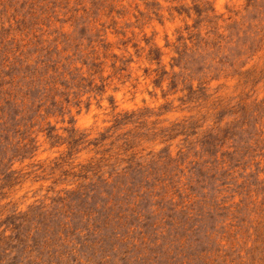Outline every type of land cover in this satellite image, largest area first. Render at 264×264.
Instances as JSON below:
<instances>
[{
	"label": "rangeland",
	"instance_id": "rangeland-1",
	"mask_svg": "<svg viewBox=\"0 0 264 264\" xmlns=\"http://www.w3.org/2000/svg\"><path fill=\"white\" fill-rule=\"evenodd\" d=\"M0 264H264V0H0Z\"/></svg>",
	"mask_w": 264,
	"mask_h": 264
}]
</instances>
